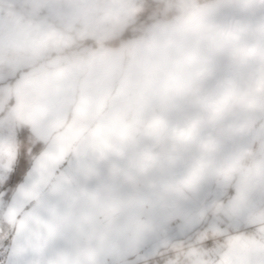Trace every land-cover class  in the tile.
Returning <instances> with one entry per match:
<instances>
[{
    "label": "rangeland",
    "instance_id": "374dc122",
    "mask_svg": "<svg viewBox=\"0 0 264 264\" xmlns=\"http://www.w3.org/2000/svg\"><path fill=\"white\" fill-rule=\"evenodd\" d=\"M141 1L0 0V264H159L225 233L195 200L264 151V0H156L177 15L122 38Z\"/></svg>",
    "mask_w": 264,
    "mask_h": 264
},
{
    "label": "crops",
    "instance_id": "0c3cea01",
    "mask_svg": "<svg viewBox=\"0 0 264 264\" xmlns=\"http://www.w3.org/2000/svg\"><path fill=\"white\" fill-rule=\"evenodd\" d=\"M257 155L259 157L248 167V181L250 182L248 187H244L243 190L242 187L238 190L233 189V192L227 193V191L221 193V195L216 193L217 188H215L211 195L207 197L200 195L195 202L198 203L197 207L203 209L202 216H215L216 219L212 225L218 228L217 231H220L222 223L227 224L235 232L250 227L261 234L262 241L252 237L234 235L229 237L230 246L227 249H221L210 256L196 255L195 253L190 255L188 253V258L183 259L181 263L264 264V151H260L259 147ZM252 175L261 176L256 183L263 186L256 197L253 195L251 197L250 190L253 184L252 180H254ZM248 181H244V184ZM256 183L253 184L254 189L257 186ZM221 231L224 230L221 229ZM224 232L226 233V231ZM240 256H244V258L241 259Z\"/></svg>",
    "mask_w": 264,
    "mask_h": 264
},
{
    "label": "built area",
    "instance_id": "2783aa9c",
    "mask_svg": "<svg viewBox=\"0 0 264 264\" xmlns=\"http://www.w3.org/2000/svg\"><path fill=\"white\" fill-rule=\"evenodd\" d=\"M258 147L259 142L254 140L251 146V152L248 156V163L250 165H252L255 161L256 155L258 153ZM178 225L179 223L177 222L173 226L177 227ZM220 227L221 229L225 230L226 233L205 231L201 235L192 236L188 239V241L174 245L168 251L162 253V255L157 258V262L162 264L166 260L183 259L186 254L191 251H193L196 255L214 254L221 249L228 248L230 246L229 237L238 234L243 237H252L262 241L261 234L254 228L246 227L239 232H235L225 223H222Z\"/></svg>",
    "mask_w": 264,
    "mask_h": 264
},
{
    "label": "trees",
    "instance_id": "16d2710c",
    "mask_svg": "<svg viewBox=\"0 0 264 264\" xmlns=\"http://www.w3.org/2000/svg\"><path fill=\"white\" fill-rule=\"evenodd\" d=\"M206 1H209V0H206ZM172 2H174L173 4H177L178 1L173 0ZM169 3H171V2H169ZM141 4H142L141 8H139V7L137 8L136 16L134 18V20H135L134 24L130 25L129 27H127L125 29L123 35L121 36L122 38L132 39V38L141 36L145 32V27H147L151 23H154V22L159 21L161 19H166L167 17H169V18L175 17L178 13L177 11H174L173 12L174 14L172 12L169 14H165L166 9H168L167 3L166 4L161 3V2L156 1V0H142L139 3V6ZM204 232L205 231H202V230L194 232L190 237L182 239L177 244H179L181 242H186L192 236H198ZM177 244H173L172 246L177 245ZM172 246L170 248H172ZM170 248L163 249V253L168 251ZM224 249H227V248H224ZM185 258H188V253L186 254V256L183 259H185ZM183 259H177V260L182 262ZM173 261H176V260H166L162 264H164V263L165 264H171V263H173Z\"/></svg>",
    "mask_w": 264,
    "mask_h": 264
}]
</instances>
